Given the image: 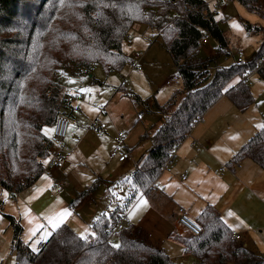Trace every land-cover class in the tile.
I'll use <instances>...</instances> for the list:
<instances>
[{"label":"trees","instance_id":"trees-1","mask_svg":"<svg viewBox=\"0 0 264 264\" xmlns=\"http://www.w3.org/2000/svg\"><path fill=\"white\" fill-rule=\"evenodd\" d=\"M236 1L264 19V0ZM183 4L191 11L173 17V10H181ZM217 12L206 0H177L173 6L163 0H0V186L14 194L32 186L43 173L52 145L44 130L71 104L59 73L70 69L90 74L97 64L108 72L123 67L132 59L124 52L123 41L140 22L157 31L154 40L162 37L181 80L164 103L154 102L152 108L137 92L117 88L136 107L160 113L163 121L141 135L151 145L136 162L134 176L120 180L128 187L123 204L93 220L87 240L63 223L34 250L23 240L21 220L3 212L13 230L15 264H181L149 241L140 226L130 223L113 235L112 223L124 217L138 192L155 187L165 161L223 95L241 111L255 102L252 81L243 77L257 70L264 79V67H258L264 38L250 59L238 62L235 56L231 63L214 67L215 58L199 54L204 35L216 39L220 53L231 56L230 39ZM240 21L250 34L264 31L261 25ZM244 158L264 167V127L234 153L231 163ZM100 182L97 177L73 204ZM196 222L203 227L201 235L172 236L200 264H264V255L233 238L232 228L215 206H206ZM114 236L117 242L112 243Z\"/></svg>","mask_w":264,"mask_h":264},{"label":"crops","instance_id":"crops-1","mask_svg":"<svg viewBox=\"0 0 264 264\" xmlns=\"http://www.w3.org/2000/svg\"><path fill=\"white\" fill-rule=\"evenodd\" d=\"M255 74L259 75L254 73L251 78ZM70 91L84 97L79 103L69 104L65 111L73 130L66 140L63 165L57 167L50 164L49 159H45L44 171L37 181L19 193L14 194L0 186V264L16 262V257L11 252L13 230L3 212L13 214L21 220L24 227L23 240L32 249L38 250L39 244L45 242L63 223L70 225L79 234H89L92 221L123 204L128 194L127 184L120 180L128 177L130 169L124 172V176L123 173L121 175L118 170L121 162L110 157L114 136L122 126L120 118L114 119L107 103L101 102L106 105V112H98L91 123L86 121L83 107L89 96L83 91ZM118 91L113 97L118 96ZM146 102L150 107L153 106L147 99ZM140 109L143 112H155L143 107ZM103 114L108 121L100 119ZM130 115L134 122L128 124V134L127 129L124 130L134 161L125 163L136 164L149 149L151 141L146 139L138 149L128 142L130 131L137 130L136 127L144 122L135 104L129 109ZM95 120L96 124L92 125ZM115 121L120 125L117 126ZM102 122L107 124L105 128L100 127ZM161 122L153 125L150 130L144 126L139 129V133L153 132ZM262 127L264 94L257 96L255 102L244 111L236 107L228 96L223 95L176 147L177 160L168 169H162L155 187L148 193L138 192L124 216L130 223L140 226L149 241L163 247L173 258L174 248L180 247L174 241L182 243L172 234H185L178 226V207H185L196 220L203 209L211 204L219 210L233 232L241 235L239 242L264 255V167L251 158H244L236 165L231 163L234 153ZM48 129H53V126ZM51 134L49 132L48 135ZM185 171H188V176L183 180ZM97 177L101 178V185L90 190L77 204H73ZM99 187L103 191L97 195ZM141 200L147 203L141 204ZM65 212L68 214L62 216ZM54 224L57 226L54 227ZM33 232L36 234L33 235ZM180 250L182 254L177 259L173 258L174 260H179L181 264H200L191 254L189 255L193 260L187 258L189 256L183 244Z\"/></svg>","mask_w":264,"mask_h":264},{"label":"rangeland","instance_id":"rangeland-1","mask_svg":"<svg viewBox=\"0 0 264 264\" xmlns=\"http://www.w3.org/2000/svg\"><path fill=\"white\" fill-rule=\"evenodd\" d=\"M206 2H208L211 7L215 8V10H218L216 16L219 25L228 34L230 39L231 56L220 53L217 50V41L212 37H210L208 42L201 44L199 50L200 56L205 59L208 57L215 58L212 63L213 66L218 64L223 65L228 62L231 63L235 60V56H237L236 53L239 52V50L243 51L245 59H250L261 44V40L264 38V31H260L258 34H250L246 31L245 26L240 20H246L250 24H258L264 27V19L258 14L249 11L236 0H206ZM223 16L227 17V21L224 22L221 20ZM255 18L258 20L254 21ZM144 33H146L145 35L149 34V36H145ZM156 34L157 31L147 29L145 24L135 22L123 41V50L130 58L135 57L140 52L143 53V56L139 58L143 66L142 70L136 69L132 65L131 60H129L123 67L112 69L110 72H108L102 64H97L90 74H78L70 69L58 74L65 88L79 91L88 90L83 91L85 95L89 96L86 99L87 104L84 105L85 108L83 107L86 121H90V123L93 122L99 112V110L92 105L93 103H107L109 106L108 110L112 117L118 120L120 118L119 121L122 125L120 129L126 128L128 134V124H133L134 122L133 117L131 115L129 116V109L134 107V103L131 101L130 96L123 94L122 90L118 91L117 88L121 86L129 91L137 92L151 104H154V102L164 103L168 99L173 88L177 86L181 80L177 77L176 68L172 63L171 55L163 43L162 37L159 35L154 40ZM260 78L262 77H259L257 74L251 78L252 83L250 87L255 97L264 94V79ZM237 80L238 79H235L233 82ZM117 91L118 96L113 97ZM140 107L142 108V106ZM140 107H138L139 113L144 122L136 127L137 130L133 129L130 131L128 140V142L135 145V149H138L146 141V139L140 141L142 132L139 133V129L146 126L150 130L153 125L159 124L162 121L160 113L143 112ZM100 119L102 121L105 119L107 121L109 120L105 114H103ZM116 124L117 126L120 125L118 122H116ZM72 128L71 123L69 134L72 132ZM46 129H48V127ZM120 164L121 166L118 170L121 172V175L123 173V176L125 171L129 169V171L133 170L135 165V163ZM102 191L103 189L99 187L97 195H100ZM190 217L193 219L191 215ZM129 224L130 222L128 221L127 225ZM184 235L188 236L190 234L185 232ZM174 244L180 246L175 247L173 250L174 252L172 251L174 254L173 258L177 259L179 255L182 254L180 250L182 244L177 241H174ZM186 254L189 256L187 258L192 259L188 253ZM12 255H15V253H12ZM181 259L184 261V258ZM177 261L180 262L179 260Z\"/></svg>","mask_w":264,"mask_h":264},{"label":"built area","instance_id":"built-area-1","mask_svg":"<svg viewBox=\"0 0 264 264\" xmlns=\"http://www.w3.org/2000/svg\"><path fill=\"white\" fill-rule=\"evenodd\" d=\"M177 0H163L165 4H169L171 6L176 4ZM191 8L187 4L182 5V9H177L175 8L173 10V17H180L184 16L185 13L190 12ZM222 21H227V18L225 16L222 17ZM209 35H204L201 39V44L206 43L209 40ZM143 56V53H138L135 57L131 59L132 65L138 69L142 70L143 66L140 62V59ZM237 61L238 62H243L246 61L245 56L243 51H240L237 55ZM258 67H264V57L259 61ZM257 70L247 72L243 79L247 83H251L250 77L256 73ZM65 93L67 95V101L70 103H79L83 100V96L80 93L77 92H71L69 89L65 90ZM94 106L99 110V112L103 113L106 112V105L101 103H95ZM96 124V120L92 125ZM71 125V120L67 114H59L54 122L53 129H55L54 132H52L50 138L52 145L48 150V157L50 164L61 167L64 163V149H65V144L66 140L69 134V129ZM107 126L106 123L102 122L100 127L105 128ZM114 146L110 152V157L112 159H116L117 161L121 163H125L127 161H134L132 157V153L128 148L127 145V134L126 130L124 129H119L117 130L115 136H114ZM177 160V154L176 152H173L170 157L165 161V164L162 169H168L175 161ZM135 169L129 171L127 174L128 177L134 176ZM188 176V171H185L182 175V179L185 180ZM177 222L178 226L184 230L185 232L189 233L190 235H201L203 233V227L196 222L195 219H192L190 217L189 211L183 207L179 206L178 207V212H177ZM128 224L127 218L124 216L122 219L115 220L112 223V232L113 235L123 229L126 225ZM233 238L236 241L241 240V235L239 233L233 232ZM112 243H115L116 241L113 239L111 241ZM43 242L39 244V247H42Z\"/></svg>","mask_w":264,"mask_h":264},{"label":"snow or ice","instance_id":"snow-or-ice-1","mask_svg":"<svg viewBox=\"0 0 264 264\" xmlns=\"http://www.w3.org/2000/svg\"><path fill=\"white\" fill-rule=\"evenodd\" d=\"M83 91H88V90H83ZM54 131H55V129H45V130H44L45 135H48L49 132H54ZM140 203H141V204H146L147 202L144 201V200H141ZM67 214H68V213L65 212V213L62 214V216H63V215H67ZM230 214H231V213H230ZM53 226L55 227V226H57V225L54 224ZM32 234L35 235L36 233L33 232ZM81 237H82L83 239L87 240V237H86L83 233L81 234ZM41 238L43 239L44 237H41ZM115 247H116V248H119L120 245H115Z\"/></svg>","mask_w":264,"mask_h":264}]
</instances>
